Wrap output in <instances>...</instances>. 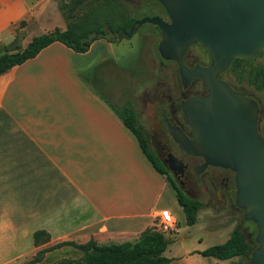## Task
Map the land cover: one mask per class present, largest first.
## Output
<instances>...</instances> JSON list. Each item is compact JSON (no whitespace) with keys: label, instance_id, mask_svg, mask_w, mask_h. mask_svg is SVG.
<instances>
[{"label":"crops","instance_id":"obj_1","mask_svg":"<svg viewBox=\"0 0 264 264\" xmlns=\"http://www.w3.org/2000/svg\"><path fill=\"white\" fill-rule=\"evenodd\" d=\"M51 4L0 0V52L22 50L30 28H48ZM122 41L99 38L83 53L54 41L0 74V264H21L36 230L46 243L134 241L170 211L166 193L178 204L118 116L129 95L106 79Z\"/></svg>","mask_w":264,"mask_h":264},{"label":"water","instance_id":"obj_2","mask_svg":"<svg viewBox=\"0 0 264 264\" xmlns=\"http://www.w3.org/2000/svg\"><path fill=\"white\" fill-rule=\"evenodd\" d=\"M170 21L158 15L135 20L125 36H131L145 22L158 26L160 55L178 64L183 86L201 78L209 91L206 96H190L181 108L192 129L189 138L180 127L167 122L168 132L179 148L201 156L208 165L231 169L236 187L235 204L244 218L256 225L258 245L251 250L250 264H264V141L256 131V104L232 89L217 75L234 58H252L264 51V0H157ZM197 43L209 53L207 67L188 68L183 63L187 48ZM169 161L183 164L169 153Z\"/></svg>","mask_w":264,"mask_h":264},{"label":"rangeland","instance_id":"obj_3","mask_svg":"<svg viewBox=\"0 0 264 264\" xmlns=\"http://www.w3.org/2000/svg\"><path fill=\"white\" fill-rule=\"evenodd\" d=\"M121 1L135 20L145 16L163 14L162 8L153 0ZM51 6L56 19L43 20L48 26L45 30H42L41 26L40 29L30 28L26 39L46 33L47 29L55 28V26L65 28L85 13L100 14L98 21L93 23L95 28L116 25V21L105 19L108 15L115 16L113 10L118 6L112 0H52ZM23 24L24 21H21L20 26ZM159 31L155 24L145 22L131 36L122 37L120 40L123 39L121 44H124L125 52L117 54L115 72L106 79L111 83V86L126 89V93L129 95V104L135 108L137 121L144 126L149 146L154 151H156L154 139L160 138L161 135L169 138L155 99L160 96L158 105L161 104L165 107L167 105L166 98L171 97L174 108H177L179 100L185 99L194 90L193 87L182 88L177 65L173 63V60L164 59L160 55L158 51V43L161 39ZM188 53L186 61L189 64L194 61H204V52L200 46H192ZM263 62L264 53L256 54L253 63ZM242 67L243 70H248L249 65L243 64ZM223 77H226V74H223ZM93 81L96 83V80ZM161 91L164 92L162 97ZM260 104L261 122H263L264 90L260 94ZM169 143L170 151L177 156H182L177 146L172 145L170 141ZM210 173H214L211 167L201 174V180L196 189L192 193L187 192L190 197L196 198L202 203L195 224H186L183 211L179 204L173 201L174 195L166 193L163 198V205L168 207L175 216L178 225L170 237L171 242L167 250L164 252L166 256L172 258L170 264H230L232 261L236 264H250L251 250L258 245L255 240L256 226L253 222L246 220L244 211L236 206L234 186L231 185L227 193L222 192L221 195H218L217 182L211 183ZM153 226L158 230L157 225ZM235 227H239L244 233L246 241L253 247L247 255L219 260L198 253L211 245L223 242ZM81 255L82 251L76 246L62 242H49L36 246L32 253L22 258L21 264L28 262H30L28 264H47L62 258L78 259Z\"/></svg>","mask_w":264,"mask_h":264},{"label":"trees","instance_id":"obj_4","mask_svg":"<svg viewBox=\"0 0 264 264\" xmlns=\"http://www.w3.org/2000/svg\"><path fill=\"white\" fill-rule=\"evenodd\" d=\"M112 2L118 6L113 10L115 16L108 15L105 19L116 21V25H109L106 28H95L93 23L98 21L100 14L85 13L78 20L69 23L64 30H53L32 37L22 50L0 52V74L34 57L42 48L54 41H60L74 51L81 53L86 52L91 43L99 38L119 41L125 36L124 33L129 30L135 18L129 14L121 0H112ZM241 61L246 60L234 58L231 62V67L238 66V63ZM258 71L261 82L264 83V66L258 67ZM117 113L121 120L134 133L143 152L154 168L166 175L172 184L178 204L184 213L186 224H195L198 218V211L202 207L201 201L186 195L165 168L158 162V159L149 146L145 128L138 123L132 107L124 105L117 110ZM49 239L50 236L45 230H36L33 233V243L36 246L46 243ZM170 242V238L154 226L144 229L134 241L121 243L111 242L106 244H99L94 239H89L85 243L65 241L62 243L79 248L82 251L81 257L78 259L62 258L47 264H170L172 258L164 254ZM252 248V245L246 241L244 233L239 227H235L223 242L211 245L198 251V253L202 256H211L219 260H227L245 256ZM230 264L236 263L232 261Z\"/></svg>","mask_w":264,"mask_h":264},{"label":"flooded vegetation","instance_id":"obj_5","mask_svg":"<svg viewBox=\"0 0 264 264\" xmlns=\"http://www.w3.org/2000/svg\"><path fill=\"white\" fill-rule=\"evenodd\" d=\"M153 1H155L163 10V14L158 15V16L167 22L170 21L163 6L157 0H153ZM194 45L200 46L203 49L204 61H199V62L194 61L193 63L189 64L186 61V58L189 55L188 53L189 49ZM260 53H264V51L260 50L256 54H260ZM255 55L249 59L242 58L246 61L239 62L238 63L239 65L236 67H231V62H232L231 61L228 67L225 68L223 71H221L217 75V77L220 80L224 81L226 84H228V86L232 89V91L242 94L244 98L256 104V107L258 109L257 119H256V131L259 137L264 141V121L261 122L262 110H261V104H260V94H261V91L264 90V83L261 82V78L259 76V71H258V67L264 66V62L263 63H253L255 60ZM182 60H183V63L188 68H193L195 65L207 67L211 63L208 51L203 46L197 43H192L187 48V50L185 51L183 55ZM173 63H175L178 68L177 62L173 60ZM243 64L249 65L248 70H243V67H242ZM178 74H179V70H178ZM223 74H226V77H223ZM179 79L181 82L180 75H179ZM190 87L194 88L193 93L189 94L185 99H180L179 106L177 108H174V104H172L171 97L166 98L167 105L165 107H163L161 104L158 105V103H160V100H159L160 96L157 99H155V101H157L156 106L159 109L160 118L162 121H164L166 131L168 133L169 138L161 135L160 138L154 139L156 151L154 150L152 151L155 157L158 159V162L170 174V176L173 178L176 184L178 186L179 185L181 186V187L179 186L180 189L183 192H185L186 195H188L187 192L192 193L196 189V186L201 180V174H203L210 167L212 168V170H214V173L213 174L210 173L209 180L211 181V183L217 182V185H218L217 194L218 195H221L222 192H224V194L227 193L230 190L231 185L234 186L235 192H236V187H235V182H234L235 173L231 169L214 166V165H208L197 173L196 169L199 168L204 163V159L201 156L190 155L184 152L183 150H181L178 144L174 141V139L168 132L167 122L164 120L163 114L167 117L168 121L171 124L180 127V129L189 138H192L193 136L192 129L187 123L184 113L182 111L181 103L183 100L188 99L190 96H206L208 95L209 91L204 81L198 77H195L194 79H192L189 85H187L186 87L183 86L182 84V88L184 89H187ZM163 93L164 92L161 91V97ZM169 141L172 143V145L177 146V148L181 151L182 156H177L170 151L171 146H170ZM169 153L176 156L182 162L183 165L181 167L183 168V172L181 174L180 173L173 174L172 171L168 168L169 166H171V167H174L176 170H178V166H179V162L169 161V156H168Z\"/></svg>","mask_w":264,"mask_h":264},{"label":"built area","instance_id":"obj_6","mask_svg":"<svg viewBox=\"0 0 264 264\" xmlns=\"http://www.w3.org/2000/svg\"><path fill=\"white\" fill-rule=\"evenodd\" d=\"M156 225L158 230L169 238L174 234L178 226L175 216L165 209L158 213V222Z\"/></svg>","mask_w":264,"mask_h":264}]
</instances>
